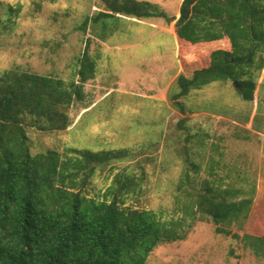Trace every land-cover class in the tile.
Wrapping results in <instances>:
<instances>
[{"label": "rangeland", "instance_id": "obj_1", "mask_svg": "<svg viewBox=\"0 0 264 264\" xmlns=\"http://www.w3.org/2000/svg\"><path fill=\"white\" fill-rule=\"evenodd\" d=\"M105 8L103 0H0V75L17 69L76 80L87 39L96 62L83 100L68 109L71 125L26 126L31 152L124 149L125 158L95 166L87 194L101 197L117 187L116 177L132 175L135 190L124 194L125 203L168 220L178 217L177 186L186 175L197 189L239 188L252 203L247 219L229 226L237 238L216 233L204 215L184 239L154 247L146 264H264L241 240L244 233L264 235V66L253 73V100L243 99L234 82L214 81L174 104L181 58L164 23L174 12L144 19L162 23L153 28L115 15L94 21Z\"/></svg>", "mask_w": 264, "mask_h": 264}, {"label": "trees", "instance_id": "obj_2", "mask_svg": "<svg viewBox=\"0 0 264 264\" xmlns=\"http://www.w3.org/2000/svg\"><path fill=\"white\" fill-rule=\"evenodd\" d=\"M103 2L105 11L94 21L117 14L166 17L148 1ZM13 11L7 7L10 17ZM174 31L182 67L174 104L214 81H237L240 96L254 99L253 73L264 66V0H182ZM88 42L76 80L17 69L0 75V264H146L154 247L184 239L187 228L204 215L216 233L237 238L229 226L246 220L252 203L239 188L197 189L186 175L177 186L178 217L168 220L125 203L124 194L135 190L132 175L116 177L117 187H108L101 197L87 194L95 166L125 158L124 149L31 152L28 124L42 131L72 124L68 109L83 100V84L96 72ZM241 240L264 256V235L244 233Z\"/></svg>", "mask_w": 264, "mask_h": 264}, {"label": "crops", "instance_id": "obj_3", "mask_svg": "<svg viewBox=\"0 0 264 264\" xmlns=\"http://www.w3.org/2000/svg\"><path fill=\"white\" fill-rule=\"evenodd\" d=\"M148 2L157 5L159 10L163 9V11L165 13L167 12V10H171V11L174 12V16L169 17V20H166L164 23L166 25H168V27H167L168 29H166V31H165L166 36H168L172 40L173 45H174V50H177L178 49V44H177V39H176V35H175V32H174L173 25H174L175 20L179 16V7H180V4H181L182 0H148ZM102 11H105V10H102ZM116 16H118V17L122 16V18H124V19L130 20V21L139 22V23L147 22L148 24L153 25V28L154 27L155 28H162V27H160L161 24H162L160 21L152 20V22L151 21L149 22V21H145L144 20L146 18L138 19V18H133V17L124 16V15H120V14H117ZM179 72H181L180 71V67L176 70L174 75H177Z\"/></svg>", "mask_w": 264, "mask_h": 264}, {"label": "water", "instance_id": "obj_4", "mask_svg": "<svg viewBox=\"0 0 264 264\" xmlns=\"http://www.w3.org/2000/svg\"><path fill=\"white\" fill-rule=\"evenodd\" d=\"M234 85H235L237 88L241 89V86H240V84H239L237 81H234Z\"/></svg>", "mask_w": 264, "mask_h": 264}]
</instances>
